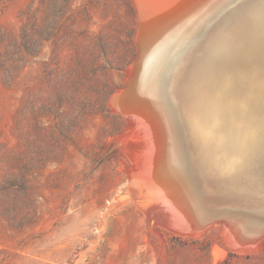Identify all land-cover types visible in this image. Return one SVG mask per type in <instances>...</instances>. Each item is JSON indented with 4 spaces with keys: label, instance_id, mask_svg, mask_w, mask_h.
Here are the masks:
<instances>
[{
    "label": "rangeland",
    "instance_id": "1",
    "mask_svg": "<svg viewBox=\"0 0 264 264\" xmlns=\"http://www.w3.org/2000/svg\"><path fill=\"white\" fill-rule=\"evenodd\" d=\"M137 30L134 0H0V264H264V238L230 249L133 198L141 150L110 99Z\"/></svg>",
    "mask_w": 264,
    "mask_h": 264
},
{
    "label": "bare ground",
    "instance_id": "2",
    "mask_svg": "<svg viewBox=\"0 0 264 264\" xmlns=\"http://www.w3.org/2000/svg\"><path fill=\"white\" fill-rule=\"evenodd\" d=\"M134 1L138 57L110 99L143 159L131 194L169 228L219 226L249 252L264 238V0Z\"/></svg>",
    "mask_w": 264,
    "mask_h": 264
}]
</instances>
